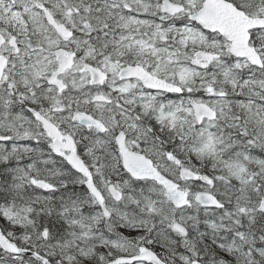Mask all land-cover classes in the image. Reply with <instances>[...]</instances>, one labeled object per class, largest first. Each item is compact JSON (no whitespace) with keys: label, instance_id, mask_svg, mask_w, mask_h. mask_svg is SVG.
<instances>
[{"label":"snow or ice","instance_id":"snow-or-ice-1","mask_svg":"<svg viewBox=\"0 0 264 264\" xmlns=\"http://www.w3.org/2000/svg\"><path fill=\"white\" fill-rule=\"evenodd\" d=\"M0 264H264V0H0Z\"/></svg>","mask_w":264,"mask_h":264}]
</instances>
